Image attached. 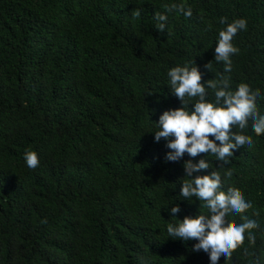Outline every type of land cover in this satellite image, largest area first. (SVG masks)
Returning <instances> with one entry per match:
<instances>
[{
	"label": "trees",
	"instance_id": "16d2710c",
	"mask_svg": "<svg viewBox=\"0 0 264 264\" xmlns=\"http://www.w3.org/2000/svg\"><path fill=\"white\" fill-rule=\"evenodd\" d=\"M173 4L192 16L165 10ZM155 13L167 16L165 32ZM221 17L247 21L230 72L214 59ZM190 61L202 82L226 76L232 91L259 89L264 115V0H0V264H210L192 251L196 240L167 233L209 214L180 196L183 164L201 158L210 168L193 176L219 171L221 190L238 188L253 205L226 219L258 225L254 243L246 232L218 264H264V134L253 121L233 128L253 145L223 166L212 154L166 161V141L154 139L159 116L180 106L168 71ZM206 99L214 102L212 89Z\"/></svg>",
	"mask_w": 264,
	"mask_h": 264
},
{
	"label": "clouds",
	"instance_id": "9594fccd",
	"mask_svg": "<svg viewBox=\"0 0 264 264\" xmlns=\"http://www.w3.org/2000/svg\"><path fill=\"white\" fill-rule=\"evenodd\" d=\"M165 10L181 12L186 17L192 16L191 7L180 5H165ZM135 18L141 15L140 9L133 13ZM154 18L159 22L156 29L165 32L167 16L155 13ZM221 24L226 27L219 31V38L214 50V59L224 63V71L230 72L231 55L238 53L232 40L240 30H245L247 21L244 18L227 22L226 17H221ZM208 64L205 68H208ZM171 92L180 101V106L164 111L156 123L158 131L154 133V139L166 141L169 151L165 154L166 161H178L185 153L195 158L201 154H212L216 160L223 164L229 163L228 158L233 156V151L241 146L253 145L250 136L233 131L234 127L244 130L248 127V121L252 120V130L256 135L264 134V115L257 109V98L260 90H253L246 83H240L235 91L230 90L228 77L219 80L209 79L202 82V74L194 61L184 66H176L168 71ZM207 89L214 91V102H209ZM186 98H188L186 100ZM195 99L189 110V100ZM209 137H212L210 139ZM217 141L219 143H217ZM24 160L30 169L39 166V158L35 151L26 149ZM185 179L181 182L180 196L188 200L195 197L204 202V207L209 214H198L195 217L185 216L176 224L167 225L169 237H175L182 241L196 240L192 251H203L208 254L210 264H218L221 256L224 260H231L233 252L247 239L255 242V236L251 230L258 227L254 220L243 217L244 222L236 224L227 220L229 213H245L253 205L246 201L240 189L229 187L227 191L221 190V174L219 171H211L207 175H195L201 170L209 169V162L201 158L193 163L192 159L183 164ZM231 170L225 173L230 177ZM180 211L178 205L172 206L170 212L176 214ZM175 218V216L173 215ZM42 220L41 223H46Z\"/></svg>",
	"mask_w": 264,
	"mask_h": 264
}]
</instances>
